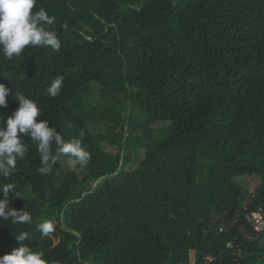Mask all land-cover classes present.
<instances>
[{
    "label": "trees",
    "instance_id": "obj_1",
    "mask_svg": "<svg viewBox=\"0 0 264 264\" xmlns=\"http://www.w3.org/2000/svg\"><path fill=\"white\" fill-rule=\"evenodd\" d=\"M40 8L55 16L61 47L11 58L0 50L9 89L0 122L23 94L91 159L80 167L61 156L41 174L23 137L29 151L15 174L0 175V200L15 184L5 211H27L32 224L0 217V256L28 246L48 264H264V233L248 219L264 211V0H37ZM44 221L55 225L48 236ZM21 231L29 238L17 241Z\"/></svg>",
    "mask_w": 264,
    "mask_h": 264
},
{
    "label": "clouds",
    "instance_id": "obj_2",
    "mask_svg": "<svg viewBox=\"0 0 264 264\" xmlns=\"http://www.w3.org/2000/svg\"><path fill=\"white\" fill-rule=\"evenodd\" d=\"M37 0H0V50L5 57L13 54L20 56L26 47L50 46L54 50L61 47L60 41L51 26L55 16H50L44 8L33 11ZM63 77H57L47 88V95L56 97L60 94ZM9 89L0 83V106L7 107L6 96ZM19 108L11 117L0 122V175L9 177L17 171L18 161L25 158L29 151L23 137H30L40 155L41 167L38 172L49 173L61 156L74 159L81 165H87L91 154L82 147L80 139L66 141L57 128L50 127L49 122L42 116V109L37 102L17 93ZM16 187L13 183L3 186L5 199L0 200V217L5 220L12 218V224H32V216L27 211H5L9 203V190ZM19 196L18 193H16ZM20 197V196H19ZM38 229L43 236H48L55 230L51 221L39 224ZM29 238L27 232L21 231L16 235L17 241ZM264 243V241H262ZM0 264H48L44 253L34 251L28 246H20L10 253L0 256Z\"/></svg>",
    "mask_w": 264,
    "mask_h": 264
},
{
    "label": "built area",
    "instance_id": "obj_3",
    "mask_svg": "<svg viewBox=\"0 0 264 264\" xmlns=\"http://www.w3.org/2000/svg\"><path fill=\"white\" fill-rule=\"evenodd\" d=\"M249 222L251 223L253 229L255 230L257 236H260L264 233V211L257 210L250 213ZM221 231L224 230L223 227L220 228ZM228 247L232 248L231 244H228Z\"/></svg>",
    "mask_w": 264,
    "mask_h": 264
},
{
    "label": "rangeland",
    "instance_id": "obj_4",
    "mask_svg": "<svg viewBox=\"0 0 264 264\" xmlns=\"http://www.w3.org/2000/svg\"><path fill=\"white\" fill-rule=\"evenodd\" d=\"M104 128H105V127H93V131H103ZM107 149L109 150L110 148L107 147ZM111 150H112V148H111ZM76 163H78V162H76ZM78 165H79L80 167L83 166V165H81L80 163H78ZM249 181H250V180H248L247 178H245V179H242L240 182H242L244 188H247V187L249 186V184H250Z\"/></svg>",
    "mask_w": 264,
    "mask_h": 264
},
{
    "label": "crops",
    "instance_id": "obj_5",
    "mask_svg": "<svg viewBox=\"0 0 264 264\" xmlns=\"http://www.w3.org/2000/svg\"><path fill=\"white\" fill-rule=\"evenodd\" d=\"M224 228V227H223Z\"/></svg>",
    "mask_w": 264,
    "mask_h": 264
}]
</instances>
